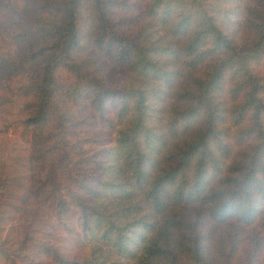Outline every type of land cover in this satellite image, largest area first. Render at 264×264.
<instances>
[{"label": "trees", "instance_id": "trees-1", "mask_svg": "<svg viewBox=\"0 0 264 264\" xmlns=\"http://www.w3.org/2000/svg\"><path fill=\"white\" fill-rule=\"evenodd\" d=\"M0 264H264V0H0Z\"/></svg>", "mask_w": 264, "mask_h": 264}, {"label": "rangeland", "instance_id": "rangeland-1", "mask_svg": "<svg viewBox=\"0 0 264 264\" xmlns=\"http://www.w3.org/2000/svg\"><path fill=\"white\" fill-rule=\"evenodd\" d=\"M0 110H1V108H0Z\"/></svg>", "mask_w": 264, "mask_h": 264}]
</instances>
